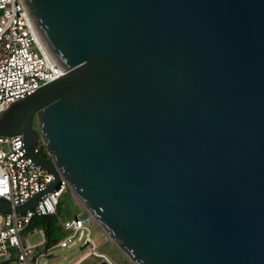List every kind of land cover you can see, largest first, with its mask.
<instances>
[{"label":"water","instance_id":"1","mask_svg":"<svg viewBox=\"0 0 264 264\" xmlns=\"http://www.w3.org/2000/svg\"><path fill=\"white\" fill-rule=\"evenodd\" d=\"M23 3L65 72L0 111L54 174L14 211L61 173L131 264H264V0Z\"/></svg>","mask_w":264,"mask_h":264},{"label":"built area","instance_id":"2","mask_svg":"<svg viewBox=\"0 0 264 264\" xmlns=\"http://www.w3.org/2000/svg\"><path fill=\"white\" fill-rule=\"evenodd\" d=\"M64 72L42 39L23 0H0V111ZM33 151L48 157L42 140L34 144ZM53 180V172L27 153L21 133L0 134V199L12 208L11 211L0 209V264H41L43 258L48 264L49 246L45 245L44 229H40L43 239L39 249L29 242L23 231L34 217L57 214L60 197L68 186L66 178L60 173L57 187L43 193L33 208L25 212H15L14 208ZM58 220L63 229L71 232L55 242L56 246L71 245L76 235L82 238V244L86 243L89 253L95 254L97 246L90 230L94 220L85 209L72 217H58ZM34 230L37 229L34 227Z\"/></svg>","mask_w":264,"mask_h":264},{"label":"rangeland","instance_id":"3","mask_svg":"<svg viewBox=\"0 0 264 264\" xmlns=\"http://www.w3.org/2000/svg\"><path fill=\"white\" fill-rule=\"evenodd\" d=\"M33 125H36L35 115L33 117ZM59 202L60 208L57 214L52 216L54 220L48 221L47 219L43 222L39 219L33 220L23 231L27 233L29 242L36 244L37 249H39L42 247L43 239L40 229H44L46 246H49L48 264L52 262H58L59 264H97L101 260V256L110 259L114 264H131L95 222L91 225L90 230L97 246L95 251L102 254L101 256H97L92 252L89 253L88 247L81 248L83 240L82 238L78 239L76 235L71 245L64 247L56 246L55 241H58L71 232V230L63 229L58 217H72L81 209H84L79 205L76 198H74L69 186L63 191ZM34 227L37 230H34ZM43 259L41 260V264H45Z\"/></svg>","mask_w":264,"mask_h":264},{"label":"trees","instance_id":"4","mask_svg":"<svg viewBox=\"0 0 264 264\" xmlns=\"http://www.w3.org/2000/svg\"><path fill=\"white\" fill-rule=\"evenodd\" d=\"M60 208V202L58 203V206H57V211H58V209ZM53 215H41V216H36V217H34V219L33 220H37V219H39L40 221H46L47 219H48V221H52V220H54V218L52 217ZM55 242H57V241H55ZM54 243V242H53ZM47 243H45V245H46Z\"/></svg>","mask_w":264,"mask_h":264},{"label":"bare ground","instance_id":"5","mask_svg":"<svg viewBox=\"0 0 264 264\" xmlns=\"http://www.w3.org/2000/svg\"><path fill=\"white\" fill-rule=\"evenodd\" d=\"M95 222V221H94ZM96 223V222H95ZM108 237V236H107ZM95 254L98 256H101L102 254H100L99 252L95 251ZM105 259V258H104ZM106 260V259H105ZM109 260V259H108Z\"/></svg>","mask_w":264,"mask_h":264}]
</instances>
